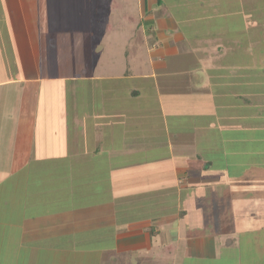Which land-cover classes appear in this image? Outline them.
Segmentation results:
<instances>
[{"label":"crops","instance_id":"1","mask_svg":"<svg viewBox=\"0 0 264 264\" xmlns=\"http://www.w3.org/2000/svg\"><path fill=\"white\" fill-rule=\"evenodd\" d=\"M132 1L0 0V264H264V0Z\"/></svg>","mask_w":264,"mask_h":264},{"label":"rangeland","instance_id":"2","mask_svg":"<svg viewBox=\"0 0 264 264\" xmlns=\"http://www.w3.org/2000/svg\"><path fill=\"white\" fill-rule=\"evenodd\" d=\"M154 1H157L156 4L161 2L159 4H165L170 8L172 16L176 20L178 27H180V30H183L182 32H184L185 35L190 37L192 40L196 39L197 37L199 39L203 37L202 35L203 28H206L204 29L206 32H210V31L214 32L216 30L215 27H218L219 24L220 25L222 24L226 28V32H228V30L232 29L231 27L244 26L246 17L247 18L249 17L253 21L256 19H260L254 11L250 12L249 15L247 12H244V11L240 12V10L237 9V3H238L237 0H231L230 3H228V0H226V2L228 3L227 5H232L233 9L230 10V8H227L223 10L225 13H220V14L213 13V9L209 8L210 6L211 7L213 6L211 2H204L205 7L201 8L202 2H199V0H154ZM132 2H134L135 4L136 0H133ZM246 2L247 4L249 2L251 3V0H246ZM152 3L153 1L150 0L149 14H147L146 17L149 19V23L153 22V24L159 25V22L157 20H159V18L161 19L160 16H164L165 14H168V12H166L164 9H156L153 6L154 4L152 5ZM206 10H208V13L204 12ZM261 17H263L262 20H264V14ZM204 20H205V27H203L200 24V22ZM196 24H197V28H193V26ZM206 39L209 40V38H206ZM261 49H259V51L256 52L257 53L256 56L257 58L263 56L262 59L264 60V47ZM247 63H250V62H247ZM259 63L260 62H255V63H250L249 65L251 66V70H250L251 74H253L252 76L255 77L257 82L259 79H261V81L262 80L264 81V62H262L261 64ZM260 70H262V72H260ZM250 149L253 150L254 148H250ZM262 152L264 153V148H262ZM106 175L109 176L108 173H106ZM106 175H103L102 177L99 178V180L102 181L103 187H105L107 184L104 181L106 179ZM116 181L118 183L122 182V184L125 183L124 178L123 179L118 178L115 180V182ZM70 185L71 186L74 185L72 183V179H70ZM107 186H109V184H107ZM246 190L250 191L249 193H251V189L249 190L248 188H246ZM260 190H263V186L259 188V191ZM248 191H245L247 195L249 194ZM244 198H245V203L244 205L240 206V208H238L239 213H241L243 210L249 211L247 210V207L249 206V204H252L251 202H249L251 200L250 197L247 198L245 196ZM167 235H168L167 232H164V237H167Z\"/></svg>","mask_w":264,"mask_h":264}]
</instances>
